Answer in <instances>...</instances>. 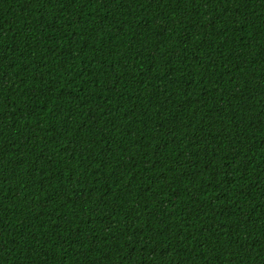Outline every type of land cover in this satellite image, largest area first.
<instances>
[{"label": "trees", "instance_id": "1", "mask_svg": "<svg viewBox=\"0 0 264 264\" xmlns=\"http://www.w3.org/2000/svg\"><path fill=\"white\" fill-rule=\"evenodd\" d=\"M0 264H264V0H0Z\"/></svg>", "mask_w": 264, "mask_h": 264}]
</instances>
